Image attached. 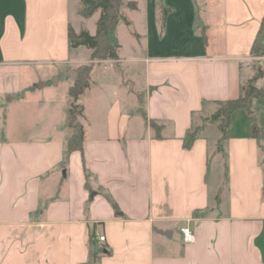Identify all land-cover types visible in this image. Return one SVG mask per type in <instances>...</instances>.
<instances>
[{
  "label": "crops",
  "instance_id": "crops-1",
  "mask_svg": "<svg viewBox=\"0 0 264 264\" xmlns=\"http://www.w3.org/2000/svg\"><path fill=\"white\" fill-rule=\"evenodd\" d=\"M82 1L0 0V264H88L101 249L98 264H264V137L237 109L220 149L205 121L253 73L264 0H164V25L159 0H124L119 57L95 61L70 45V27L97 31ZM90 63L84 151L67 155L68 92ZM33 87L60 116L25 120Z\"/></svg>",
  "mask_w": 264,
  "mask_h": 264
},
{
  "label": "trees",
  "instance_id": "trees-1",
  "mask_svg": "<svg viewBox=\"0 0 264 264\" xmlns=\"http://www.w3.org/2000/svg\"><path fill=\"white\" fill-rule=\"evenodd\" d=\"M162 6V22L165 24L166 17L171 11V8L164 4V0H159ZM124 0H83L81 14L89 18L96 12L100 11L101 15L97 23V31L95 34H90L87 30L76 32L72 27L69 29V40L72 47L85 46L92 49L91 60L118 59L117 42L112 41L110 33L114 31L120 19L127 20L122 14V6ZM132 9H136L138 4L134 1L127 3ZM250 55L253 57L252 69L253 73L249 78L244 80L241 85L239 97L229 100L218 101V109L205 121L218 122V128L221 132L219 140V148H222L223 141L227 138L228 129L231 123L232 114L237 109H244L249 115L252 133L254 137H264V132L260 124V116L258 110L264 105V85H259L258 82L264 78V16L260 28L254 39ZM94 64H82L79 66L74 84L69 88V96L72 99L67 111L69 126L72 129L71 135L67 139V155L75 150H80L83 153L84 143V125L81 118L84 116V106L78 103L80 96L90 87L91 72ZM257 103V106L254 104ZM152 126L158 128V124L152 120ZM204 126L191 127L184 136V147L191 148L194 141L200 136ZM88 179L86 185L89 187L90 172L85 169ZM108 199L112 202L115 208L118 209L116 202L108 194ZM91 242L96 243L94 235ZM104 249L92 251L88 264H98L100 255Z\"/></svg>",
  "mask_w": 264,
  "mask_h": 264
},
{
  "label": "rangeland",
  "instance_id": "rangeland-1",
  "mask_svg": "<svg viewBox=\"0 0 264 264\" xmlns=\"http://www.w3.org/2000/svg\"><path fill=\"white\" fill-rule=\"evenodd\" d=\"M252 61L253 60H251V62ZM48 83H50V82H48ZM32 90L34 91V96L32 98V102L30 103V105H31L33 111L26 113L28 118L25 120H29V121H32L34 123L42 122V121L46 122V121H49L50 119H53V118L60 116V113H58V110L56 108H54L51 103H49V100L51 98L49 91H48V93L45 91L38 92L37 90H35L34 87ZM59 95H60V90H59ZM64 96H66V94ZM43 100L46 102L48 101V102L46 104H44L43 106H39L38 105L39 101H43ZM254 106H257V103H255ZM216 123H218V122H216ZM65 124L66 125L68 124L67 123V117L65 118Z\"/></svg>",
  "mask_w": 264,
  "mask_h": 264
},
{
  "label": "built area",
  "instance_id": "built-area-1",
  "mask_svg": "<svg viewBox=\"0 0 264 264\" xmlns=\"http://www.w3.org/2000/svg\"><path fill=\"white\" fill-rule=\"evenodd\" d=\"M183 240L185 243L191 244L194 243L196 240V236L194 231L189 226H184L181 228ZM97 240L101 245H104L106 243V236L105 235H99L97 236Z\"/></svg>",
  "mask_w": 264,
  "mask_h": 264
},
{
  "label": "water",
  "instance_id": "water-1",
  "mask_svg": "<svg viewBox=\"0 0 264 264\" xmlns=\"http://www.w3.org/2000/svg\"><path fill=\"white\" fill-rule=\"evenodd\" d=\"M75 74V76H76V73H74ZM163 233H165V234H169L168 232H163Z\"/></svg>",
  "mask_w": 264,
  "mask_h": 264
}]
</instances>
